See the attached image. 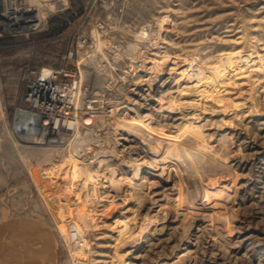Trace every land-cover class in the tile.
<instances>
[{"label":"rangeland","instance_id":"374dc122","mask_svg":"<svg viewBox=\"0 0 264 264\" xmlns=\"http://www.w3.org/2000/svg\"><path fill=\"white\" fill-rule=\"evenodd\" d=\"M41 14L38 31L0 37V258L15 245L22 248L23 220L40 219L56 240L58 264L75 261L70 256L75 247L66 242L75 226L88 241L81 264H174L187 250L192 256L187 264H264V0H46ZM166 55L195 62L206 76L178 86L179 75L165 73L151 98L146 80ZM46 68L70 91L72 115L84 117L79 136L63 132L68 140L61 145L49 129L41 139L14 127L29 77ZM127 103L163 131H176L182 117L205 126L210 148L229 139L213 154L223 164L215 174L218 187L236 190L229 220L217 206L216 214L197 218L187 238L188 192L174 178L159 183L140 208L131 200L111 203L112 187H85L83 174L72 177L74 163L82 165V155L103 141L115 153L107 170L124 177L125 194L134 192L133 173L118 158L142 159V149L119 140L109 117L111 108ZM94 114L88 133L84 121ZM57 175L65 181L55 184ZM84 190H95L99 202L86 203ZM88 208L95 226L76 221L77 212ZM229 221L232 230L220 228ZM140 224L144 239L125 257L122 243L130 226Z\"/></svg>","mask_w":264,"mask_h":264},{"label":"bare ground","instance_id":"6f19581e","mask_svg":"<svg viewBox=\"0 0 264 264\" xmlns=\"http://www.w3.org/2000/svg\"><path fill=\"white\" fill-rule=\"evenodd\" d=\"M28 2L29 4L35 5L36 8L39 10L40 16H42L41 9L43 7V4L46 3V0H28ZM165 57L166 58L163 59L160 62L159 66L157 67L156 74L152 75L146 80L145 92L147 96L151 98H153L152 96L154 95L157 84L163 80L165 73L167 74H171L173 72L177 73L179 75V78L177 80L178 86H180V83L183 82L182 80H185L186 78L191 80H193V78H196V80H198L197 78L206 76L204 75L200 67L193 61L184 63L183 60L178 61V60H172V58H168L169 55H166ZM44 75L45 76L51 75L50 68L45 69ZM210 78L211 80H215L214 79L215 77L210 76ZM174 99L175 100L179 99L178 95H174ZM155 100H157L160 103L159 98H156ZM174 107H176V109L178 110L181 109V106L177 103V101ZM121 109H123L124 112L123 116H121L123 114ZM89 113L91 114L93 112H89ZM109 114H110L109 117L111 119V125L113 126L115 133H117V135L120 136L119 140L120 139L127 140V142H130L131 145H135L139 147V149L140 148L142 149V154H143L142 159L133 158L128 160L125 157L118 158V161L120 162L119 164L125 165L133 173V176L130 179L131 181L129 183V187L131 188V191L133 190L134 192L133 193L130 192V194L128 195L125 194L124 187L126 186L125 184L126 180L124 179V177L121 176L120 173H118L115 169L111 170L113 168L111 169L109 168L110 170H107V166L105 165H107L109 162L112 161L113 157H115L114 156L115 153L111 152V150H109L110 148L108 149L107 145L103 144L104 143L103 141H101V144L97 145L99 147L96 146V148L93 150L92 153L87 154L83 152L85 155H82L81 157V161H83L82 165H78L77 163H74L73 166L74 170L72 173L73 178L80 177L81 174H83V179H84L83 183L85 187L88 186L89 184H92L94 187L99 184H102L103 187L104 186L112 187L110 190L111 191L110 193H112L111 194L112 200L110 199L111 203L115 202L117 199H124L125 202L131 200L133 202H136L137 207L141 206L142 208L145 207L144 205L145 196L147 197V195L156 192L155 188L159 183L163 181H169L172 178H174L179 183V185L182 186L183 190H187L186 192H188L187 200L190 205V214L192 217L191 219L192 222L190 223L189 229L186 231L187 238L190 237L195 227L199 224L197 218L200 215L202 217L203 214L205 215L210 214L211 211L213 212V209H215V207L217 206L221 209L220 213L224 214L227 217V219L229 218L228 208L235 199L234 194L236 190L234 189V187L232 188H229L228 186L224 188L218 187L215 180V174L218 172L219 167L222 166L223 164H220V162L216 163L214 161V155H213L216 149L218 148L223 151V146L225 145V143L230 144L228 143L229 139L227 140V138L224 137V141L220 142L218 147L210 148L208 144L210 142V139H207L203 132L205 126H201V125L198 126V124L192 122L191 119H184V117H182L183 125L177 128L176 131L160 130L154 125V121L151 120L152 118L150 115H143L136 106L130 103H127L121 107L119 105L114 106L113 108L110 109ZM15 116L16 117L14 119V127L16 131L24 133L25 135H30L31 138H37L38 136L41 137L42 139L43 138L42 135H45V130L49 129L52 132V135L54 136L53 140L56 141L57 145H61L68 140V138L65 139L64 136L62 135L63 132L66 133L68 132L70 133V135L73 136L75 135L73 139L76 138V136L79 133H81V129H82L81 121L84 118V117L79 118L77 116L75 117L74 115H72L73 118L75 119V122L73 126L74 129L71 130L69 127L66 126L67 124L72 123L71 120H73L70 119V113L68 115L59 116V118L56 119V122L52 124L51 121L37 117L34 113L27 111L25 108L18 110ZM94 117L95 114L93 116L91 115L90 117H88L86 123L84 121V124H88V126H86L87 131L90 130V124H92ZM120 144L121 142L119 143V145ZM129 157L131 158V155ZM94 165H97V168H95ZM101 170H104V172L102 173ZM65 179H66L65 176L57 175L56 180L54 182L55 184L56 183L60 184L61 182H64ZM129 187H127L126 189H129ZM94 191L91 192L88 190H84L83 197L86 203H90L91 201L92 202L97 201V203L99 202L98 199L101 197H99L100 195L97 196L98 193ZM107 195L109 196V194ZM182 195L184 196V193H182ZM104 196L103 198L106 197ZM71 197H77V195L74 196V193H72ZM76 208L80 209L78 207ZM73 211L77 212V210L75 209H73L72 212ZM77 213H79L76 217L77 218L76 221H78L77 222L78 224L85 227H90L92 225L95 226V224H97V223L93 224V212L91 213L89 208L85 209L84 211H78ZM214 214L216 213L213 212V215ZM107 216H109V214H107ZM96 219L98 218L96 217ZM141 226H142L141 224L137 228H135L134 226L133 227L130 226V230L127 232L129 233L128 237L125 238L123 243L121 242L122 244H124L123 255L125 257L132 254V252H134L142 243L141 241L144 238L142 235H140ZM75 228L79 230L77 226H75ZM220 228L224 230H232L233 229L232 222L229 221L228 223H226L225 226ZM187 251H188L187 253L180 255L181 257L179 258L178 262L174 264L189 263L192 260V256L189 253V250ZM84 253L88 254L86 250L84 251L78 248H74L72 253L73 258L75 259V256H79L81 258V254ZM81 263L77 262V264H81Z\"/></svg>","mask_w":264,"mask_h":264},{"label":"built area","instance_id":"2783aa9c","mask_svg":"<svg viewBox=\"0 0 264 264\" xmlns=\"http://www.w3.org/2000/svg\"><path fill=\"white\" fill-rule=\"evenodd\" d=\"M42 19L39 10L35 5L29 4L28 0H0V37L34 33L40 29ZM50 70V76L42 73L34 79L29 77V89L25 102L19 110L25 108L37 117L51 121V124L55 123L59 116L70 113V119L73 120L66 125L70 127V124L75 122L69 105L70 102L72 103L68 95L70 91L55 83L56 74L52 69ZM66 242L67 245L80 250L86 249L88 245L86 235L74 227H70ZM70 256L72 258L71 251ZM80 260L82 257L75 256V261L72 262L77 264Z\"/></svg>","mask_w":264,"mask_h":264},{"label":"crops","instance_id":"0c3cea01","mask_svg":"<svg viewBox=\"0 0 264 264\" xmlns=\"http://www.w3.org/2000/svg\"><path fill=\"white\" fill-rule=\"evenodd\" d=\"M23 220L25 243L10 248L7 257L0 258V264H58L59 251L53 234L43 229L41 220Z\"/></svg>","mask_w":264,"mask_h":264}]
</instances>
